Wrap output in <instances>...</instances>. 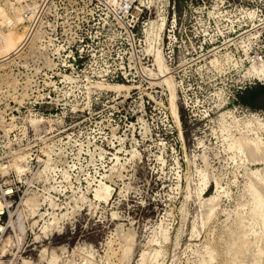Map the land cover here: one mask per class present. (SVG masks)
I'll return each instance as SVG.
<instances>
[{
    "label": "rangeland",
    "instance_id": "374dc122",
    "mask_svg": "<svg viewBox=\"0 0 264 264\" xmlns=\"http://www.w3.org/2000/svg\"><path fill=\"white\" fill-rule=\"evenodd\" d=\"M262 3L0 0V264H264Z\"/></svg>",
    "mask_w": 264,
    "mask_h": 264
},
{
    "label": "trees",
    "instance_id": "16d2710c",
    "mask_svg": "<svg viewBox=\"0 0 264 264\" xmlns=\"http://www.w3.org/2000/svg\"><path fill=\"white\" fill-rule=\"evenodd\" d=\"M261 98H264V83L249 86L238 94V102L249 107H253Z\"/></svg>",
    "mask_w": 264,
    "mask_h": 264
},
{
    "label": "built area",
    "instance_id": "2783aa9c",
    "mask_svg": "<svg viewBox=\"0 0 264 264\" xmlns=\"http://www.w3.org/2000/svg\"><path fill=\"white\" fill-rule=\"evenodd\" d=\"M91 1H95L96 3H103V4H112L113 2L116 3L118 0H91ZM261 8L264 11V0H263L262 5H261ZM121 9L126 12V10L128 11L129 8H127L126 5L123 3V5L121 7H119V10H121ZM118 19L121 20V18H118ZM252 58H253V61H255V62H262V60H263V56L262 55H259V56L254 55ZM8 194L9 193H6V192L4 193V195H8ZM1 209H0V212H2ZM1 215H2V213H0V216ZM1 235H2V233L0 231V236Z\"/></svg>",
    "mask_w": 264,
    "mask_h": 264
},
{
    "label": "bare ground",
    "instance_id": "6f19581e",
    "mask_svg": "<svg viewBox=\"0 0 264 264\" xmlns=\"http://www.w3.org/2000/svg\"><path fill=\"white\" fill-rule=\"evenodd\" d=\"M260 67H259V69L257 70V73H258V75H259V77H264V62H261L260 64ZM173 110H175V109H173ZM175 112V111H174ZM250 144V143H249ZM246 146V145H245ZM260 147V149H259V147ZM261 147L262 146H260V145H252V146H250L249 147V149L248 150H250V152H251V154H253L254 153V151H258V150H261ZM247 148H248V146H247ZM262 151V150H261ZM22 168V167H21ZM106 189H108V188H106ZM106 194H108V192H106ZM105 194V195H106ZM104 195V196H105ZM98 196V195H97ZM106 198V197H105ZM108 199V198H107ZM105 200V199H104ZM1 209V208H0ZM2 210V209H1ZM260 211H262V213L261 214H263V209L262 208H260ZM18 223V222H17ZM20 228V230H22L21 228L22 227H19ZM4 228L2 227V226H0V230H3Z\"/></svg>",
    "mask_w": 264,
    "mask_h": 264
}]
</instances>
